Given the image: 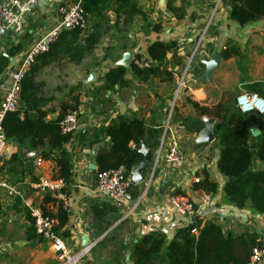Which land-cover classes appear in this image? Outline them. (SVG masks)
Returning a JSON list of instances; mask_svg holds the SVG:
<instances>
[{
	"label": "crops",
	"instance_id": "crops-1",
	"mask_svg": "<svg viewBox=\"0 0 264 264\" xmlns=\"http://www.w3.org/2000/svg\"><path fill=\"white\" fill-rule=\"evenodd\" d=\"M73 1L34 0L16 28L8 27L0 31V56L7 58V64L0 73V96L9 84L10 73L16 69L29 47L56 23L57 6ZM167 1L170 0H135V6L143 17L138 14L126 16L110 10L104 11L101 19L87 16V26L83 33L90 32L93 24L97 25L94 28L98 34L95 48L78 62H69L63 58L57 63L39 68L34 76L40 85L39 96L42 100L41 109L46 111L45 119H54L61 112L62 103L72 105V99L77 102V129L63 145L71 163V177L65 203L67 220L61 228V233H67L66 236L61 235L72 251L87 249L76 264H132V245L141 235L156 231L164 237L165 246L181 227L197 219L214 223L223 231L234 234H254L256 239L264 233V213L257 212L250 201H246L240 208L222 201V186L229 178L216 168L220 146L212 133L215 120L197 114L189 104L192 101L199 106L212 105L219 102L223 93L227 94L232 104L233 97L240 90H247L246 84L261 82L264 85L263 81L247 76L241 80L238 78L237 82L227 81L231 75L225 71L229 68L234 75V62L239 55L222 58L219 54L225 46H233L241 56L249 58L245 74L264 73V59L255 56L258 48L264 50V17L241 27L228 19L227 6L223 0V11H215L208 33L206 31L204 35H199L198 27L206 13L210 12V2L193 0L197 4L182 8L183 16L177 19L167 9ZM174 6L178 7V3ZM192 15L194 19L189 18ZM151 25H157V31H152ZM253 26L256 27L251 29ZM157 40L174 41L181 63L192 50L196 56L192 71L183 74L177 101L174 99L168 103L170 89H166L165 94L160 89L176 84L179 66L166 63V69L173 71L168 81L153 76L139 80L128 68L135 55L145 57L148 44ZM15 46L18 49L9 53V49ZM213 56H217L215 64L208 67ZM165 57L169 61L170 53ZM60 65H64V69L73 65L77 67L71 74L73 83L66 90L67 96L60 94L54 103L55 93L62 84L56 73ZM115 66L125 68L126 85L112 91L101 89L100 77ZM63 86L67 88L68 83ZM45 87L49 90L46 97L41 94ZM84 90L89 94L87 97H84ZM119 115L137 117L147 127L157 126L161 131L166 126L162 153L167 150L171 140L177 141L183 153L179 167L166 163L162 156L153 166L156 149L151 150L145 141H140L139 151H148L149 160L141 171L140 181H131V172L136 166L129 170V193L132 199L129 206L132 209L124 216L120 207L96 191V175L93 173L95 152L101 148L106 149L110 144L105 128ZM196 121L202 123L200 128ZM205 123L209 124L212 139L201 142L200 131ZM248 126L249 130L255 128L258 135L264 129V117L258 116V121ZM257 135H251L248 142L252 143V138ZM19 151L22 156L10 161V155L17 152V145L7 140L0 158V179L25 197L36 201L41 209L43 207L54 213L55 202L43 203L45 193H37L28 188L30 182L40 178L52 179L53 161L41 158L36 150H29L42 159L39 167L34 166L32 158L25 154L27 150L21 148ZM48 155L53 157L54 152L48 151ZM28 166L31 168L30 173L25 168ZM249 169L264 170V163L253 157ZM201 170L207 173L209 180L215 182V193L209 194L206 203L200 200L202 192L193 189V180L201 177ZM173 193L185 196L192 203L191 214L183 216L174 211L169 200ZM91 207H94V213ZM27 215L19 199L7 195L0 188V264H57L47 241L37 235L26 236L29 226ZM82 235L87 239L84 246H81ZM153 264L166 263L155 259ZM261 264H264V257Z\"/></svg>",
	"mask_w": 264,
	"mask_h": 264
},
{
	"label": "trees",
	"instance_id": "trees-1",
	"mask_svg": "<svg viewBox=\"0 0 264 264\" xmlns=\"http://www.w3.org/2000/svg\"><path fill=\"white\" fill-rule=\"evenodd\" d=\"M227 6L229 20L244 26L264 17V0H224ZM81 7L87 16L102 18L104 11L121 12L126 16L141 13L135 6V0H80ZM167 9L179 19L183 16L180 7L166 3ZM146 26H149L146 23ZM93 24L90 32L83 33L76 28L61 31L48 45L47 49L35 56L27 71L20 80L19 102L20 106L14 111L6 112L2 118L1 126L6 140L17 145V152L10 155V161L22 156L21 148L36 150L41 158L52 160L54 172L52 179L61 180L64 183L63 191L68 193V184L71 177V163L63 145L70 139V133L60 131V120L69 108L75 110L77 102L72 99V105L61 104V112L54 119H45L46 111L41 109L42 100L39 96L40 85L34 79L39 68L48 64L57 63L63 58L69 62H78L89 54L96 45L98 38ZM152 31H157V25L150 26ZM18 49L10 48L9 53ZM177 46L174 41H152L145 49L146 56L135 55L129 63V71L139 80L147 76L171 80L173 71L166 69V63L180 66V57L176 54ZM170 53L169 61L166 54ZM222 58L239 55L233 46H225L220 50ZM147 61V67H137L134 61ZM7 64V58L0 56V73ZM125 68L115 66L108 69L101 77V89L112 91L114 88H122L126 85ZM263 83L252 82L246 84V91L256 92L264 98ZM227 94L223 93L219 102L199 106L189 101L197 114L209 116L215 120L212 125V133L218 140L220 151L216 160V168L223 176L229 179L222 186V201L229 202L240 208L246 201L255 207L260 214L264 213V170H250L252 158L264 163V129L251 138L249 123L258 121L256 113H239L236 111ZM198 128L201 122L196 121ZM161 130L157 126L145 125L142 119L119 115L111 124L106 126L105 135L109 139L106 149L95 152V170L97 176L100 171L124 167L126 175L135 167L142 158L138 144L145 141L149 149L155 150L158 146ZM132 145L134 147H132ZM53 151L54 156L48 155ZM30 173L31 168L25 167ZM193 189L202 193L214 194L215 182L209 180L207 173L201 170V177L193 183ZM55 202V212L46 211L44 214L54 216L58 220L61 229L67 220L66 207L60 201L44 195L43 203ZM94 213V207L90 208ZM27 212V211H26ZM28 214V213H27ZM29 219L27 237H35L32 219ZM195 230L192 233L191 230ZM63 236L67 233L62 232ZM256 235L251 233L234 234L231 231H223L220 226L202 222L197 219L181 227L165 245L164 237L156 231L141 235L132 245L130 260L132 264H153V260L161 259L166 264H248L251 248L257 244Z\"/></svg>",
	"mask_w": 264,
	"mask_h": 264
},
{
	"label": "built area",
	"instance_id": "built-area-1",
	"mask_svg": "<svg viewBox=\"0 0 264 264\" xmlns=\"http://www.w3.org/2000/svg\"><path fill=\"white\" fill-rule=\"evenodd\" d=\"M34 0H0V31L8 27L19 25L21 17L29 11V6ZM157 1V0H155ZM87 26V15L83 11L80 0H74L70 3H65L57 6L56 23L46 32L41 34L33 44L29 47L24 57L19 62L15 70L10 73V81L3 94L0 96V158L3 155L7 140L2 131V118L6 112L14 111L19 103L20 80L23 74L27 71L33 59L39 53L45 51L48 45L64 30L80 29L85 30ZM137 67H147V61H134ZM233 108L239 113H256L258 116L264 117V98L256 92L240 90L233 97ZM171 109V105L169 110ZM78 118L77 112L68 109L63 114L59 126L61 133H74L77 129ZM165 126L159 136L158 146L155 151L153 166L162 156L164 161L171 166L179 167L182 163L183 153L175 140H171L166 151L162 153L164 144ZM132 147H134L132 145ZM26 156L32 158L34 166H40L42 159L36 155L34 151H26ZM152 173V171H151ZM195 178L193 182H197ZM64 183L61 180L40 178L36 182H30L28 188L37 193H45L62 203L63 207L66 203V193L63 191ZM0 188L6 191L7 195L17 197L28 216L32 219L34 233L47 241L54 252L57 264H76L82 253L87 249L72 251L68 244L64 241L61 235V229L58 227V220L54 216H49L43 213L39 204L25 197L6 181L0 179ZM95 188L101 194H104L115 205L121 208L123 216L128 213L132 206L131 195L129 193L130 181L125 173L124 167H117L100 171L95 180ZM170 204L174 211L180 215H188L193 212L192 203L183 195L171 194L169 196ZM200 200L206 203L209 200V194L202 193ZM195 233V230H191ZM257 244L251 248L248 264H261L264 257V233L260 234L256 240Z\"/></svg>",
	"mask_w": 264,
	"mask_h": 264
},
{
	"label": "rangeland",
	"instance_id": "rangeland-1",
	"mask_svg": "<svg viewBox=\"0 0 264 264\" xmlns=\"http://www.w3.org/2000/svg\"><path fill=\"white\" fill-rule=\"evenodd\" d=\"M170 1H172L173 5L178 3V7H181V8H184V9L187 6L191 5V4H194V5L197 4L195 2L193 3V0H170ZM203 2H206V3L210 2V3H208V5L210 4L209 5L210 12L206 13V17H204V19H202V22L199 24V27H198L199 28V31H198L199 35H204V33H206V31L208 33V29L211 28L212 19L214 20V17H215V11H218V10L223 11L222 10V8H223V0H203ZM189 18L194 19L193 15L189 16ZM255 27L256 26H253V28L251 27V29H254ZM255 31H259V30L256 29ZM214 33H215V31H214ZM256 52H257V55H255V56L257 57V59H259L261 57L264 59V50H261V49L258 48L256 50ZM195 57H194V50L190 51L186 55V57H184L181 65L178 67L179 68L178 69L179 74H178V78H177L176 84L174 83L172 86L168 85L167 86L168 88H165L164 90L160 89V91L163 94L166 93L165 92V91H167L166 89H170L169 90L168 103L170 101H173L174 99L175 100L177 99L178 91H180V84L182 83V77H184L183 74L184 73L186 74V73L192 71L193 66H195V64H194V62L196 61ZM247 64H249V58H247L245 56L243 57V56H241L239 54V57L237 59H235V62H234V65H236V67L234 68V70H235L234 75H232L230 73V69L229 68L227 69V71H225V72H227V73H229L231 75V78L228 77L227 81L230 80V81H236L237 82V81H239V79L241 80V79H243V77L245 78V76H247L248 78L252 77L254 79H258V80L264 82V73L263 72L259 73V74H249V75L245 74V72H246L245 67L247 66ZM76 67H77V65H73V66H67L64 69V65H62V66L60 65V67L57 69V71H56L57 78H58V80H60L62 82V84H61V88H59L56 91V93H55L56 94V98L54 99V103L57 102L58 96L60 94H64L63 97L67 96V94H65V93H67L66 90L68 89L69 85H72V83H73L72 82V78H71V74H72L73 71H75ZM242 68H243V71H242ZM48 70L49 69L45 70V72H47ZM233 76H234V78H233ZM45 80L46 81H50L49 78H45ZM65 83H68L67 88H65L63 86ZM221 83H223V81ZM48 92H49V90H47V88L45 87L41 94H42V96L46 97L48 95ZM124 94H126L128 96V94L126 92ZM233 94H234V92L232 91V95ZM88 95H89L88 92L85 91L84 97H87ZM66 99H68V98H66ZM250 113H252V112H250Z\"/></svg>",
	"mask_w": 264,
	"mask_h": 264
},
{
	"label": "water",
	"instance_id": "water-1",
	"mask_svg": "<svg viewBox=\"0 0 264 264\" xmlns=\"http://www.w3.org/2000/svg\"><path fill=\"white\" fill-rule=\"evenodd\" d=\"M217 59V56H213L212 57V61L210 63V65H208V67L212 66L215 64V60ZM203 64H206L205 61H202ZM250 133L252 136L257 135V130L255 128H251L250 129ZM200 135H201V142H206L212 139V134L210 132V128H209V124L205 123L203 128L200 131ZM142 160L136 165V167L134 168V170L131 172V181L132 182H138L141 180V171L143 169V167L146 165V163L149 160V153L148 151H142ZM92 168V166H91ZM86 237L85 235H82L81 237V246L86 245ZM95 243V242H94ZM94 243H92L91 245H93ZM90 245V246H91Z\"/></svg>",
	"mask_w": 264,
	"mask_h": 264
}]
</instances>
